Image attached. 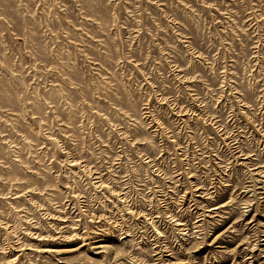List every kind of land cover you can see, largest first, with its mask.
<instances>
[{
	"label": "rangeland",
	"instance_id": "obj_1",
	"mask_svg": "<svg viewBox=\"0 0 264 264\" xmlns=\"http://www.w3.org/2000/svg\"><path fill=\"white\" fill-rule=\"evenodd\" d=\"M0 264H264V0H0Z\"/></svg>",
	"mask_w": 264,
	"mask_h": 264
}]
</instances>
